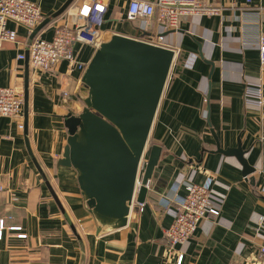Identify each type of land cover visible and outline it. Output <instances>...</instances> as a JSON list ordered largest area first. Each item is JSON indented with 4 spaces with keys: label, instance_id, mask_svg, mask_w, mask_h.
Masks as SVG:
<instances>
[{
    "label": "crops",
    "instance_id": "1",
    "mask_svg": "<svg viewBox=\"0 0 264 264\" xmlns=\"http://www.w3.org/2000/svg\"><path fill=\"white\" fill-rule=\"evenodd\" d=\"M28 1L40 6L45 21L68 0ZM100 1L107 7L105 42L116 34L143 41L162 35V46L176 52L150 135V145L160 146L162 155L144 210L135 206L127 227L98 234L76 172L58 166L69 137L64 118L80 114V97L88 96L83 75L70 71L65 61L44 73L19 59L28 51L30 36L25 27L8 21L18 42L0 49V88H16L25 96L28 78L29 113L28 143L18 128L20 120L0 117V220L5 222L0 264H176L181 253L183 264H259L264 108L248 105L245 94L250 84H261L264 93V66L256 46L264 35V0H205L219 14L186 16L169 32L155 18L130 21L131 0ZM66 24L64 15L52 20L42 37L51 40L55 29ZM74 50L85 64L96 52L82 43ZM217 145L223 150L241 145L254 173L245 177L241 161L218 153ZM209 175L214 176L212 201L220 217L204 220L188 243L170 249L167 230L176 199L186 194L188 184H204ZM21 234L27 239L18 238ZM170 250L175 256L167 259Z\"/></svg>",
    "mask_w": 264,
    "mask_h": 264
},
{
    "label": "water",
    "instance_id": "2",
    "mask_svg": "<svg viewBox=\"0 0 264 264\" xmlns=\"http://www.w3.org/2000/svg\"><path fill=\"white\" fill-rule=\"evenodd\" d=\"M73 2L68 0L30 39L62 17ZM175 55L166 47L114 35L96 50L82 77L88 90L86 98L80 97L82 112L64 118L69 137L58 166L76 172L81 196L99 235L128 226L134 202L145 203L147 185L157 175L162 148L150 145V135ZM26 81L24 132L28 143V78ZM217 147L218 153L241 161L245 177L254 173L241 145L227 150ZM144 158L146 166L139 175ZM47 186L61 206L48 182Z\"/></svg>",
    "mask_w": 264,
    "mask_h": 264
},
{
    "label": "built area",
    "instance_id": "3",
    "mask_svg": "<svg viewBox=\"0 0 264 264\" xmlns=\"http://www.w3.org/2000/svg\"><path fill=\"white\" fill-rule=\"evenodd\" d=\"M251 4L253 0H246ZM107 7L100 0H80L72 4L65 12L67 24L54 31L52 40L42 37V31L27 44L30 65L33 69L48 73L61 61L68 63L70 71L79 70L84 75L87 65L79 62L74 46L77 43L87 44L97 50L104 42L103 26ZM220 9L205 2V0H157L156 3L145 0H131L128 19L149 20L155 18L164 32L176 30L182 18L192 15H217ZM8 21L25 27L29 36L44 22V16L38 4L28 0H0V49L7 44H16L18 34L7 27ZM150 44L162 46V35L151 37L146 41ZM256 46L260 52L261 65L264 66V35L258 37ZM163 47V46H162ZM19 59H26L22 54ZM67 97L68 95L65 94ZM246 103L256 108H264V93L261 84H250L245 94ZM24 95L16 88H0V117L18 119V128L24 130ZM146 166L144 158L140 173ZM206 173V172H204ZM140 180V179H139ZM140 182V181H139ZM214 176L209 175L204 184L190 183L186 187V194L176 199L174 220L167 230L170 249L176 245H184L194 236L201 223L210 217L219 218L221 211L213 203ZM150 187V182L147 185ZM4 191L3 178L0 174V193ZM136 197V195H135ZM135 201V200H134ZM137 206L141 211L144 204L134 202L132 210ZM5 228L4 220H0V240ZM11 230L20 231V228ZM259 231L264 234V219L261 220ZM20 239H27L26 235H19ZM173 251H167L166 258H173ZM184 254L175 256L176 264H183ZM259 264H264V244L260 247Z\"/></svg>",
    "mask_w": 264,
    "mask_h": 264
},
{
    "label": "rangeland",
    "instance_id": "4",
    "mask_svg": "<svg viewBox=\"0 0 264 264\" xmlns=\"http://www.w3.org/2000/svg\"><path fill=\"white\" fill-rule=\"evenodd\" d=\"M52 40V39H51Z\"/></svg>",
    "mask_w": 264,
    "mask_h": 264
}]
</instances>
